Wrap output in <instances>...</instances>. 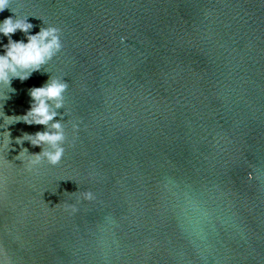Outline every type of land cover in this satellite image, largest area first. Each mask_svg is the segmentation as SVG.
Returning a JSON list of instances; mask_svg holds the SVG:
<instances>
[{
    "label": "water",
    "instance_id": "water-1",
    "mask_svg": "<svg viewBox=\"0 0 264 264\" xmlns=\"http://www.w3.org/2000/svg\"><path fill=\"white\" fill-rule=\"evenodd\" d=\"M9 6L0 21L54 24L63 47L0 86V264H264V0ZM50 76L65 153L29 170L41 146L16 138L45 126L6 116Z\"/></svg>",
    "mask_w": 264,
    "mask_h": 264
},
{
    "label": "clouds",
    "instance_id": "clouds-1",
    "mask_svg": "<svg viewBox=\"0 0 264 264\" xmlns=\"http://www.w3.org/2000/svg\"><path fill=\"white\" fill-rule=\"evenodd\" d=\"M11 0H0V11L10 8ZM12 11V9H11ZM13 12V11H12ZM28 16H9L0 21V33L8 37V43L3 45L4 52L0 54V86L14 92L11 82L14 78L21 81L27 80L34 71L40 70L42 65L50 61L63 47L61 39V29L49 23L42 26L39 32L31 34L33 25L28 22ZM17 30L22 31L27 36L24 40H13L12 34ZM123 40L124 38L121 37ZM68 82L61 77L50 76L47 82L39 87H32L29 94L32 98L31 107L24 115L6 116L10 121H23L29 125L40 124L45 126V130L37 131L34 134L24 133L22 137H17L16 142L22 143L28 140L33 146H41L38 153H29L27 148H22L18 158L24 152H28L25 167L29 170L34 165L46 160L49 165H57L61 162L65 153L66 133L64 123L57 116H62L57 109L64 107V94L68 89ZM7 98V97H6ZM78 128L73 124V129ZM10 137V133L8 132ZM45 145L47 147H45ZM252 174L249 173V179ZM81 196L85 200L95 198L92 191H83ZM72 211H76L74 205H67Z\"/></svg>",
    "mask_w": 264,
    "mask_h": 264
}]
</instances>
